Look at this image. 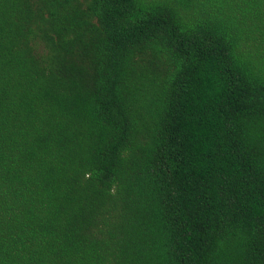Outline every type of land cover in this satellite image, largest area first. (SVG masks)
Wrapping results in <instances>:
<instances>
[{
  "label": "trees",
  "instance_id": "obj_1",
  "mask_svg": "<svg viewBox=\"0 0 264 264\" xmlns=\"http://www.w3.org/2000/svg\"><path fill=\"white\" fill-rule=\"evenodd\" d=\"M0 264H264V0H0Z\"/></svg>",
  "mask_w": 264,
  "mask_h": 264
}]
</instances>
